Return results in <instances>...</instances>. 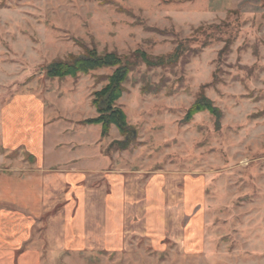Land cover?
Listing matches in <instances>:
<instances>
[{"label": "rangeland", "instance_id": "obj_1", "mask_svg": "<svg viewBox=\"0 0 264 264\" xmlns=\"http://www.w3.org/2000/svg\"><path fill=\"white\" fill-rule=\"evenodd\" d=\"M233 2L218 3L215 14L210 0H0V250H40L38 264H264V0ZM179 45L185 53L175 63L141 61L130 73L117 106L134 140L106 154L119 151L129 171L162 173L177 203L182 196L183 215L177 207L161 238L134 236L116 251L45 246L59 205L47 214L34 198L42 135L26 130L23 112L45 110V122L68 117L78 125L94 118L92 94L111 70L58 81L44 69L84 49L130 59L139 51L155 64ZM201 96L218 117L202 112L186 123ZM79 128L93 139V128ZM106 137L104 149L123 140L114 127Z\"/></svg>", "mask_w": 264, "mask_h": 264}, {"label": "crops", "instance_id": "obj_2", "mask_svg": "<svg viewBox=\"0 0 264 264\" xmlns=\"http://www.w3.org/2000/svg\"><path fill=\"white\" fill-rule=\"evenodd\" d=\"M233 1L210 0L209 5L211 11L217 14L219 11L215 6L218 3L231 5ZM225 8L223 12L227 15L231 9L229 6ZM32 105L31 108H34ZM27 111L29 109L26 116L25 111L22 115L26 130H34L36 135H42L35 157V164L41 172L34 175V183L41 189L37 190L36 187L34 198L36 201L40 198L43 200V204L47 205L44 211L47 214L54 213L59 205L46 225L45 246H59L58 252L64 251L65 247L85 248L89 245L116 251L134 236L157 234L161 238L159 235H162L163 229H167L166 215L175 212L177 207L180 215H183L185 207L183 209L182 196H178L177 203L175 191L165 189L162 173L129 171L118 163L115 156L119 151L111 150L106 154L107 147L114 141H107L103 148L100 126H84L96 132L93 139L87 141L84 137L87 132L79 128L82 125L67 122L70 120L68 117L51 118L45 122V110H38L34 115L33 109ZM59 121L65 122L68 128L53 127ZM46 127L50 130L47 132V142L42 133ZM55 135L57 138L58 135H67L66 138L71 135L73 138L70 136L60 142L53 140ZM188 211L187 208L185 212ZM60 230V237H53ZM15 251L0 250V264H38L41 260L40 250L30 248L18 254Z\"/></svg>", "mask_w": 264, "mask_h": 264}, {"label": "trees", "instance_id": "obj_3", "mask_svg": "<svg viewBox=\"0 0 264 264\" xmlns=\"http://www.w3.org/2000/svg\"><path fill=\"white\" fill-rule=\"evenodd\" d=\"M202 28L199 27L194 33L201 31ZM233 40L232 38L224 42L219 56L227 51ZM208 45L209 43H204L201 49ZM184 53V48L179 45L170 55L156 58L154 64L153 59H149L145 53L139 51H135L130 55L131 60L129 56L121 57L115 53L99 54L94 49H84L83 54L80 56L68 55L63 60L56 59L52 61L44 69V76L48 80L62 81L67 78L77 79L79 76H86L99 70H111V74L105 77V85L92 94L90 104L95 109L96 117L79 121V125L100 126L101 138L108 135L111 127L116 128L123 140L112 142L109 147L110 149L115 148L124 151L128 148L130 142L134 140L135 131L127 123V117L122 109L117 106V102L125 92L124 84L128 81L130 73H132L138 62L141 63L142 61L149 68L160 67L166 62V59H169L168 64L170 62L175 63ZM202 112L218 117V111L212 103L201 96L187 110L184 121L187 123L193 116Z\"/></svg>", "mask_w": 264, "mask_h": 264}]
</instances>
